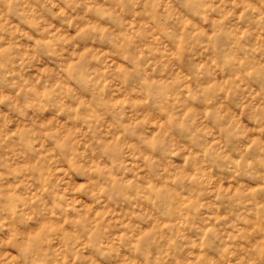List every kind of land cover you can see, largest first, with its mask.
I'll return each mask as SVG.
<instances>
[{
    "label": "clouds",
    "instance_id": "clouds-1",
    "mask_svg": "<svg viewBox=\"0 0 264 264\" xmlns=\"http://www.w3.org/2000/svg\"><path fill=\"white\" fill-rule=\"evenodd\" d=\"M0 264H264V0H0Z\"/></svg>",
    "mask_w": 264,
    "mask_h": 264
}]
</instances>
